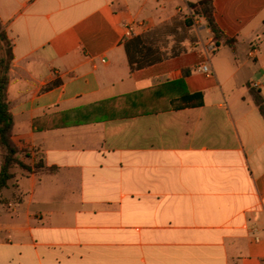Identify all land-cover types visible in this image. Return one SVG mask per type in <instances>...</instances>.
<instances>
[{"label":"crops","instance_id":"crops-1","mask_svg":"<svg viewBox=\"0 0 264 264\" xmlns=\"http://www.w3.org/2000/svg\"><path fill=\"white\" fill-rule=\"evenodd\" d=\"M199 1L0 0V264H264V0Z\"/></svg>","mask_w":264,"mask_h":264},{"label":"trees","instance_id":"trees-1","mask_svg":"<svg viewBox=\"0 0 264 264\" xmlns=\"http://www.w3.org/2000/svg\"><path fill=\"white\" fill-rule=\"evenodd\" d=\"M190 6L194 14L202 15L207 19L214 33L216 43L219 44V41L223 38V34L215 20L213 0H201L198 3H191ZM226 42L232 45L230 39H227ZM13 61V42L5 30L0 18V149L2 155V164L0 167V192L8 186L9 180L14 176L12 169L16 165L31 170L29 165L20 160V150L12 139L14 116L10 110L8 87L10 84V71ZM185 75H187V72H185ZM252 94L264 117V97L256 90H252ZM183 98L189 103L194 100H198L199 103H201L203 95L202 93L186 94Z\"/></svg>","mask_w":264,"mask_h":264},{"label":"built area","instance_id":"built-area-1","mask_svg":"<svg viewBox=\"0 0 264 264\" xmlns=\"http://www.w3.org/2000/svg\"><path fill=\"white\" fill-rule=\"evenodd\" d=\"M127 34H128V35H131V29L128 30ZM216 47H217V46H216L215 44H213V45L210 47V50H211V51H214V50H216ZM198 69L201 70L202 72L208 74V75L212 74V69H211V67H210L209 64H203V65H200V66L198 67ZM256 240L258 241V240H260V238H259V237H256Z\"/></svg>","mask_w":264,"mask_h":264}]
</instances>
